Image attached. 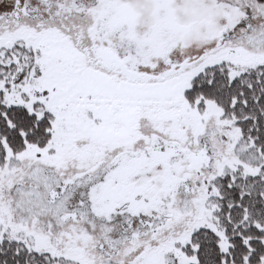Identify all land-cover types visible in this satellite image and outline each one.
<instances>
[{"label": "snow or ice", "instance_id": "obj_1", "mask_svg": "<svg viewBox=\"0 0 264 264\" xmlns=\"http://www.w3.org/2000/svg\"><path fill=\"white\" fill-rule=\"evenodd\" d=\"M0 264H264V0H0Z\"/></svg>", "mask_w": 264, "mask_h": 264}]
</instances>
